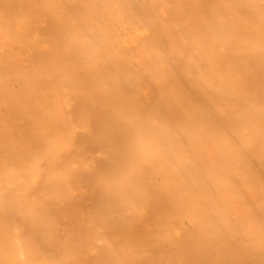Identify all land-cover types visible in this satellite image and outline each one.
I'll return each instance as SVG.
<instances>
[{"label": "bare ground", "instance_id": "obj_1", "mask_svg": "<svg viewBox=\"0 0 264 264\" xmlns=\"http://www.w3.org/2000/svg\"><path fill=\"white\" fill-rule=\"evenodd\" d=\"M13 46L20 49L23 47L21 51L26 47L25 51L28 49L30 53L34 51L33 54L37 55L32 62H28L29 60L26 62L27 67L30 65L29 68L21 61H17L21 63L20 65L14 63V57H10L14 60L9 59L11 63L9 62L6 70L16 72L15 74L21 73L17 71L20 66V69L27 71L22 70L25 75L22 82L16 83L17 85L21 83L18 88L25 87L24 90H28L27 87H30L29 90L34 91L36 90L34 87L40 83V77H53L51 85L49 87L47 85L48 90L45 87L41 88V84L38 85L41 93L44 94L46 92L44 90H47L53 96L49 98L51 96L47 92L45 95L49 97L44 95L48 97L47 99L40 96V100L44 99L42 101L46 113H49V117L46 113L39 114V121L43 122V124L40 122L42 126L40 130V126L37 127V124L39 125L37 115L32 117L33 108L16 98L15 95L18 93L14 94V89L12 91L8 88V91L5 88L6 80L5 85H2L5 75L2 73L4 68L0 60V85L4 87L3 89L0 86V105L2 104L3 109L6 108L4 111L1 108L3 112L0 110V264H51L55 259L59 261L57 263L55 260L56 264L73 262L80 264L85 261L80 258L79 251L85 248L86 251L90 250L95 258L88 259L89 264L91 261H94L93 264H135L136 259V263L140 264L143 263V257L145 259L148 257V260L151 254V258L157 259L156 263L162 258L167 264H187L188 261V264L194 261L195 264H200L203 263L202 259L197 258L204 255L206 259L209 256L208 260L210 257L214 258L209 261L210 264H214L215 261H217L215 264H225L227 261L230 264V260L239 257L241 253H244V256H241L245 257L243 264H264V247H261L264 244L261 243L264 241V231L260 228L262 226L264 229V223L258 221L259 217L258 220L255 217L258 223L253 220L254 216H257L254 212L262 209L258 213L264 221V0H0V55L5 58L7 55L10 56L12 51L10 48ZM20 53L19 51L18 55ZM18 55L15 56L16 59ZM21 59L24 58L21 56ZM8 81L7 84H15L10 83V79ZM74 84L80 88L78 91L75 87V94L84 97L85 100L81 101L88 103L87 108L82 105L84 113H88L82 112L80 117L75 113L78 121L74 117L70 118L71 114L67 113L72 102H69L70 97L64 95L71 92L69 90L74 88ZM21 90L22 97L19 95L21 98L29 97L24 98L27 102L34 98V103L37 102L35 108L40 107V111L44 110L41 108L43 105L39 106L41 103L36 94V98L27 92V95H23L25 92ZM11 92L13 96L10 95ZM73 102L75 103L74 100ZM34 103L31 104L34 106ZM35 113L38 114V111ZM50 117L61 123V126H57L60 131L56 130L58 133L55 135H52L53 133L47 135L46 131H42L46 122L52 123ZM90 117L92 121L97 120L95 123L99 127L94 126L95 129L91 127L96 124L94 121L90 123ZM52 125L54 127V124ZM77 132L82 133L79 135L82 138L85 133L94 144L93 158H88L90 153H87V156L80 155L82 153L80 150L84 147L86 151L88 147L85 146L88 145H81V142L78 146L79 143L75 141ZM64 155L68 156V159ZM59 157L60 160L63 157L66 161L62 159L61 162H64L59 164L57 162ZM95 160L103 162L101 169L96 167ZM41 162L48 165L47 173L42 167V174L43 170L45 173L43 175L40 174L41 170L39 171ZM45 164L44 166H47ZM96 168L99 173L96 172ZM85 172H90L92 177L86 174L87 177L84 178L98 181V184L93 183L97 184L94 191L97 192L96 189L101 191L97 194L94 192L96 195L89 193L94 195V199L74 188L80 186L76 182L81 181L79 183L82 184L83 178L79 176H84ZM153 179L154 181L156 179V183L151 182ZM92 180L88 183L91 184ZM71 181H76V184L73 182L75 186ZM152 183H155V188L159 189L161 186L158 193ZM34 184L39 188L33 186ZM146 184L153 188L149 186L148 189ZM100 185L102 187H99ZM31 187L40 190L36 189L34 192L33 189L30 190ZM72 188L80 195L78 193L74 195ZM242 189L248 193L242 192ZM28 190L34 193L30 194ZM147 190H152V197ZM251 191L254 192L253 195ZM255 192L258 195L263 194L259 195L261 198L257 197L263 201L257 202ZM82 194L92 202L89 204V200ZM159 194L163 196L159 197ZM239 194L240 199L237 201ZM147 196L153 200L156 198L155 201L159 202L157 205L159 206L161 202L162 207L159 206L157 209L155 201L146 205ZM215 196L218 200H213ZM252 196L256 199L254 205ZM247 197L248 199L251 197L252 201L246 200ZM163 198L169 201L168 209L164 208L166 202ZM142 199L146 202H142ZM211 199L214 202L220 200L221 205L219 206L218 202L215 204ZM241 199L245 208L241 206L238 213L236 210L241 205ZM138 201L150 208L154 205L155 208L152 210L156 217L150 218L151 215L154 216L152 211H147ZM222 201H225L226 205H222ZM235 203L240 205L237 206ZM234 204L237 206L235 210L237 215L242 212L241 215L244 216L250 212L252 215H248V218L251 216L253 218H247V223L241 221L247 215L243 218L232 213L234 212L232 208L236 207L231 208ZM247 206L250 207L246 208ZM227 207L232 209L231 217H227L230 213ZM226 208L227 214L224 213ZM142 209L149 213L141 214L146 212ZM130 211L138 218L134 215L131 217L128 214ZM183 213L185 217H182ZM189 214L190 221L186 218L190 216ZM165 215L168 222L166 218L161 217ZM112 216L116 218L113 219ZM142 216L144 220H141L143 222L139 226L143 229L137 228L142 235L139 236L142 239H139L134 237L138 235L136 227L132 224L135 221L133 224L135 225L138 219L140 222ZM16 217L24 219L26 222H21L25 225L28 223L30 230L27 225L25 227L18 222L20 226L27 228L23 234L21 232L23 229H20L16 222L20 220ZM107 218L117 222L107 221ZM225 218L227 220H224ZM154 219L160 224L157 225L158 221L154 222ZM252 220L260 224L259 228L263 233L254 232L253 225H258L254 222L249 223ZM162 221L167 225L179 222L176 229L180 230L182 226L187 230H184L188 235L186 240L182 229L181 233L173 226L168 229L167 225H161ZM182 221L188 222L191 226L189 233L187 224L183 226L185 222L180 226ZM228 221L234 225L233 227L240 226L238 228L241 232L244 229L242 234L239 235L240 231L236 232L237 228L231 229ZM237 221L239 224H248L247 227H250L249 224L252 225L245 228L253 232H247L242 224L237 226ZM112 222L113 225L121 227L112 230L111 228H116L109 227ZM152 222L155 223L153 226ZM149 224L151 226H148ZM136 225L139 227L138 222ZM159 225L163 227L160 226L162 229L158 227V231L156 229ZM130 226L134 229L131 233L128 232V229L133 230L132 228L130 230ZM164 226L168 232L171 230L170 233L174 234H168ZM83 227H86L84 228L86 231H82L84 234L81 232ZM126 228L128 234L120 232ZM259 228L256 231L260 230ZM27 230L33 235L29 232L28 236ZM105 230L109 231L106 232L109 237L106 234L102 235ZM157 231L160 232L159 235ZM110 232L114 233L109 234ZM123 232L125 236L126 234L133 236H127L129 240H126L125 237H121ZM244 233L249 235L245 241L247 246L241 242L245 239ZM25 234L27 240L23 239ZM178 234L183 235L180 243L183 245L185 241V247L179 243L183 250L179 247L177 250L185 252L189 245L192 250L190 249V252L187 249L185 252L187 255L174 250L173 247L176 249L179 245L177 238L174 237L175 241L174 238L168 240L173 236H179ZM261 234L263 239L260 240ZM65 236L67 240L63 242V239L64 244L61 245L66 244L70 248L65 246L64 249L59 245V241ZM120 237L128 242V246L121 243L125 241ZM133 237L140 240L139 243L142 241L140 246L138 243L134 244L135 246L131 245L133 243L130 240L131 238L134 240ZM197 237L201 239L197 240ZM70 238L73 240L75 238V242L70 241ZM146 239L164 244H168L165 241L173 240L171 243L174 246H170L172 249L166 245L168 249L164 248L163 243L160 244L162 250L160 246H156L158 252L173 251L161 255L160 252L158 259L156 258L158 254L153 248L159 243L148 241L153 247L151 249L148 244H143L147 243ZM82 242L85 244L82 245ZM92 242H95L94 245ZM119 243L132 248L130 249L132 252L136 250L134 249L136 246L144 247L136 248L140 253L146 252V255L141 254L142 257L137 253L136 255L141 257L138 259L139 256H136L135 252L133 254L137 258L134 259L133 256L132 260H129L132 256L129 253L131 251L129 248V251L125 249L124 256L121 253L122 249L119 252L118 248L122 247ZM221 245H228L229 249ZM243 246L247 247V252L242 250ZM145 247L153 251L147 252ZM248 247L261 250L263 262L259 261L262 257L260 259L258 255H252L256 250L251 248V251H248ZM99 248L106 256L99 254ZM194 249L201 253L194 255L192 253ZM221 249L225 250V254L234 250L237 256L235 254L224 256ZM88 252L84 251L85 254ZM165 254L168 258L170 254L175 256L170 255L168 260ZM182 254L198 256L193 260L191 255L190 261L186 256L184 259ZM100 256H104L103 261ZM183 260H186L185 263ZM208 260L204 263L206 264ZM130 261L131 263H128ZM149 261L143 264H156L153 258ZM161 263L163 262L159 264Z\"/></svg>", "mask_w": 264, "mask_h": 264}, {"label": "rangeland", "instance_id": "obj_2", "mask_svg": "<svg viewBox=\"0 0 264 264\" xmlns=\"http://www.w3.org/2000/svg\"><path fill=\"white\" fill-rule=\"evenodd\" d=\"M14 47H15V46H13V47L10 48V49H12V51H11V53H10V54H11L10 56L7 55L6 58H5L4 56H1V55H0V60H2V63H1V64H3V68H4V71H3L2 73L5 75L3 82H2V80H1V82H2L3 84H2V83H1V84H2L3 86L6 84L5 88H7V89L9 88L10 90L12 89V91H13V89H14L13 93H14V94L18 93V94L15 95V97H16V98H19V100H20L22 103H24V105L27 104V105H30V106L33 108V109H32V111H33V112H32V117H34L33 115H37V119H36V120H37L38 123H39V125L37 124V127L40 126L39 128H40V130H41V127H42V126L40 125V122H41V124H43V122H42V121H39V118H38V117H40V115H43V113H44V115H45V113L47 112V110L44 109V104H43V101H42V100H44V99H42V97L44 98V97L47 95V94L45 95V93H46L47 90H48L47 85H48V87L51 85L50 82H52V78H53V77H42V78L40 77V83H37V86L34 87V88H36V90H34V91H33V89H30V90H29L30 87H27L28 90H26V89L24 90L25 87H22V88L19 89V88H18V85L20 86L21 83H19L18 85H17L16 83H17V82H20V81L22 82V77L25 75L24 72H22V70H25V69H20V66H19V68H18L17 71H20L21 73H17V74H15L16 72H10V71L6 70V69L9 67V62L11 63V61H13V60L15 59V60L13 61L14 63L17 62V61H21V62L23 63V65H24V63H25V67H27L26 64H27L28 62H32L33 60H35L36 57H37V55L35 56V55L33 54L34 51H33V52L31 51L32 53H30V51H28V49L25 51L26 47H24L25 49L22 50V51H21V49H22L23 47H22L21 49H20V47L18 48V46L15 47V48H14ZM17 49H18V50H17ZM29 49H30V48H29ZM30 50H31V49H30ZM19 51L21 52L20 54H21L22 58H24L23 60L21 59L20 54L18 55ZM22 52H24V53H22ZM28 52H29V54H28ZM25 53H26V54H25ZM27 54H28V55L31 54L30 57H29ZM16 55H18V56H17V59H16V57H15ZM23 55H24V56L27 55V56L24 57ZM8 56H9V57H8ZM11 56H13L14 59L11 60V58H10ZM32 56H33V57H32ZM18 57H19V58H18ZM31 57H32L33 59H32ZM4 58H5V59H4ZM7 58H8V60H7ZM30 58H31V59H30ZM9 59H10L11 61H10ZM20 59H21V60H20ZM4 60H5V61H4ZM28 60H29V61H28ZM223 60H224V59H223ZM27 61H28V62H27ZM251 61H252V60H251ZM13 62H12V63H13ZM26 62H27V63H26ZM17 63L19 64L20 62H17ZM18 64H17V65H18ZM20 64H21V63H20ZM20 64H19V65H20ZM29 64H30V63H29ZM7 65H8V66H7ZM29 66H30V65H28L27 68H29ZM25 67H24V68H25ZM22 68H23V67H22ZM25 71H26V70H25ZM26 72H27V71H26ZM78 78H79V77H78ZM8 79L11 80L10 83L12 82V83H15L16 85H15V84H13V85H11V84H7V83H9ZM37 79H39V78H37ZM37 79H36V80H37ZM5 80H6V81H5ZM36 80H35V81H36ZM4 81H5V84H4ZM7 81H8V82H7ZM38 82H39V80H38ZM41 82H43L44 86H43V84H42ZM45 82H46V83H45ZM47 83H48V84H47ZM40 84H41L42 86H41ZM35 85H36V84H35ZM35 85H33V86H35ZM38 85H40L41 88H42V87H45V89L47 88V90H44V91H46L44 94H43V92L41 93V92L39 91L41 88H39ZM77 85H78V84H77ZM0 86H1V85H0ZM3 86H1V87L4 89ZM9 86H11V88H10ZM13 86H15V87H13ZM16 86H17V88H18L19 90L16 88ZM21 86H22V85H21ZM75 87H76V90H77L79 86H76V85L74 84V88L69 90V91H71L72 93L70 92V93H67V94H64V95H65L66 97H68V98L70 97V98H69V102L74 103L73 100L75 101L74 104L70 103V106L68 107L69 109H67V113H68L69 115L71 114V115H70V116H71L70 118L74 117V119L76 118V120H77V117H76V116L80 117V116L84 113V111H85V109L82 110V109H83V106H82V105H84V106L87 108L88 103L84 102V100H85L84 97H81L79 94H75V91H74V90H75ZM15 88H16V92H15ZM7 89H6V90H7ZM9 89H8V91H9ZM21 89H23V92H25V93H23V95H27V93H28V94L31 95L32 97H33V95H34L35 98H36V95H37V97H39L38 101H40V103H41V104L38 103V105H39V104H40L39 106H42V105H43V107H41V108L44 109V110H43V111H40V110H41V109H39L40 107H39V108H38V107L35 108V107L37 106V105H36L37 102L35 101L36 104L34 103V100H35L34 98H31V99H30L31 101L28 100V102L26 101V99H28L29 97H27V98L24 97V98H26V99L21 98V97H22L21 94H20V93H22V90H21ZM67 89H68V88H67ZM67 89H66V90H67ZM79 89H80V88H79ZM79 89H78V91H79ZM0 90H1V89H0ZM42 90H43V89H42ZM67 91H68V90H67ZM67 91H66V92H67ZM78 91H77V92H78ZM26 92H27V93H26ZM13 93L11 92L10 95L13 96V95H14ZM47 93H48V95L50 94L49 91H48ZM64 93H65V91H64ZM35 94H36V95H35ZM19 95H20L21 97H20ZM29 95H28V96H29ZM38 95H39V96H38ZM44 95H45V96H44ZM48 95H47V96H48ZM51 95H52V94H50L49 96H51ZM31 96H30V97H31ZM40 96H42V97H41L42 100H40ZM49 96H48V97H49ZM52 96H53V95H52ZM52 96L49 97V98H52ZM48 97H45V99H47ZM75 98H76V99H75ZM70 99H73V100H70ZM81 99H84V100H82L84 103H82ZM49 100H50V99H49ZM78 100H80V101L78 102L79 104L76 103ZM86 100H87V98H86ZM24 101H25V102H24ZM32 101H33V102H32ZM46 101H48V100H46ZM30 102H31L32 104L34 103V106H33ZM80 102H81V106H80ZM87 102H88V100H87ZM25 103H26V104H25ZM85 103H86V104H85ZM76 104H77V105H76ZM46 105H47V103H46ZM46 105H45V106H46ZM74 105H75V106H74ZM78 105H79V107H78ZM11 106H13V105H11ZM31 107H30V108H31ZM81 107H82V108H81ZM85 107H84V108H85ZM1 108H2V104L0 105V110H1ZM4 109H6V108L4 107ZM4 109L2 108L3 111H4ZM36 109H37V110H36ZM2 110H1V111H2ZM34 110H35V112L38 111V114H36V113L34 112ZM68 110H70V111L68 112ZM3 111H2V112H3ZM77 112H78V114H77ZM82 112H83V113H82ZM91 112H92V111H91ZM75 113H76V116H75ZM86 113H88V112H86ZM86 113H84V114H86ZM89 113H90V112H89ZM39 114H40V115H39ZM46 115L49 117V113H46ZM69 115H68V116H69ZM90 115H91V114H89V116H90ZM92 115H93V112H92ZM45 117H46V116H45ZM48 117H47V118H48ZM92 117H93V116H92ZM41 118H44V117L41 116ZM41 118H40V119H41ZM47 118H44V119H47ZM93 118H94V117H93ZM44 119H43V121L45 122ZM48 119H49V118H48ZM50 119H52V120H50V121H52V123H51V122H50V123L46 122V123L44 124V127H43L44 129H42V131H46L45 133H46L47 135H48V134L51 135L52 133H53L52 135H55L56 133H58L57 131H60V129L57 128V126H58V127L61 126V123H60L59 121H57L54 117H50ZM90 119H91V122H90V123L92 124V122H93L94 120L92 121V118H91V117H90ZM94 119H95V118H94ZM47 121H48V120H47ZM72 121H73V119H72ZM77 121H78V120H77ZM96 121H97V120H95L93 123H95ZM73 122H74V121H73ZM52 124H54V127H55V128L53 127ZM95 124H96V123H95ZM48 125H49V126H48ZM94 126H95V128H96V126H98V125H97V124H96V125H94V124L91 125L92 128H94ZM45 127H46V128H45ZM48 127H49V129H48ZM98 127H99V126H98ZM95 128H94V129H95ZM50 129H51V130H50ZM54 129H55V130H54ZM56 130H57V131H56ZM53 131H54V132H53ZM55 131H56V132H55ZM48 132H49V133H48ZM80 134L82 135L81 132H80V133L77 132L76 137H75L76 139L74 138L75 141L77 140L76 142L79 143L78 146L80 145L81 142H82L81 145H84V146H85V144L88 145V146H85L86 148L88 147V149L86 150L87 152L84 150V147L82 146L84 151H83V150H80V151H82V153H81L80 155L83 156V154L86 155L87 153H90L89 156H88V158H89V157H90V158H93V155H94V148H95V147H94V144H92V143L89 141V139H88V137H87V135H86L85 133H84V135H85L84 138H87L86 140H85L84 138L80 137V136H81ZM26 135L29 136V134H26ZM79 135H80V136H79ZM30 137H31V136H30ZM27 138L31 140V138H29V137H27ZM78 138H79L80 140H79ZM81 139H82V141H81ZM75 141H74V143L76 144ZM78 141H79V142H78ZM85 141H86V142H85ZM29 142H32V141H29ZM84 142H85V143H84ZM33 143H34V142H33ZM33 143H31V144H33ZM76 145H77V144H76ZM82 147H81V149H82ZM86 148H85V149H86ZM86 156H87V155H86ZM86 156H84V157H86ZM60 157H61V156H60ZM60 157H59V160L57 161V162H59V164H61L62 162L66 161L65 158H67L68 156L64 155L65 158L63 159V157H62V159L64 160V161H62V162H61L62 159L60 160ZM67 159H68V158H67ZM60 162H61V163H60ZM43 163H44V162H41V163H40V164H41V167H40V164H39V171L41 170L40 174H42V167H43V169L46 170V171H45L46 173H47V171H48V165L44 163L45 165H47V166H44ZM57 164H58V163H57ZM95 164H96V167H97L98 169H101V165H102V167H103V162H101L100 160H95ZM40 168H41V169H40ZM97 168H96V170H97ZM96 170H95V171H96ZM99 171H100V170H99ZM96 172H98V170H97ZM96 172H93V173H96ZM98 173H99V172H98ZM43 174H45V173H44V170H43ZM43 174H42V175H43ZM86 174L89 175L90 172H87V173L85 172V175H86ZM83 175H84V173H83ZM85 175H84V176H82V175L79 176V177H82V178H83V180L79 178V180H82V184L79 183V182H81V181H78V182L75 181L76 183L80 184V186L77 184L80 188H79L78 186H75L76 183H75L74 181H73V182H74L75 184H74L72 181H71V182H72L71 184H74L75 187H74L73 185H72V186H73L74 188H78L77 190H78L80 193L82 192V193L86 194V196H89L90 194H93L94 192H96V191H94V189H95V185L98 184V183H97L98 181L95 182V180H92L93 178H92V179L90 178V179L93 181L91 184H93V183H97V184H95V185H94V184L91 185L90 183H88V182L91 181V180H88L89 178H87V179L84 178V177H87V175H86V176H85ZM95 175H96V174H95ZM90 176H91V174H90ZM152 176H153V175H151V177H152ZM91 177H92V176H91ZM93 177H94V174H93ZM95 177H96V176H95ZM96 178H97V177H96ZM152 178H153V177H152ZM86 180H88V181H87L88 184L85 182ZM40 181H41V180H40ZM40 181H39V182H40ZM155 181H156V179H155ZM155 181H154V179H153V181H151V182H155ZM39 182H38V184H39ZM69 182H70V181H69ZM149 182H150V181H149ZM151 182H150V183H151ZM40 183H41V182H40ZM155 183H156V182H155ZM155 183H152V185H154ZM157 183H158L159 185H161L159 182H157ZM36 184H37V183H36ZM38 184H37V185H38ZM71 184H70V185H71ZM148 184H149V183H148ZM148 184H146V185L148 186ZM37 185L35 186V184H34L33 186L38 187L39 185H38V186H37ZM41 185H42V186H41L40 189H42V187H43V184H41ZM83 185H85V186H83ZM88 185H89V186H88ZM90 185L93 186L94 188H92ZM156 185H157V184H156ZM159 185H157V186H159ZM33 186H32V187H33ZM72 186H71V187H72ZM149 186H150L151 188H153L151 185H149ZM149 186H148V189H150ZM253 186H254V185H253ZM255 186H256V185H255ZM32 187H31L30 190L33 189L34 192L40 190V189H38L40 186H39L38 188H36L37 190L35 189L36 191H35L34 188H32ZM87 187H88V188H87ZM96 187H98V186H96ZM99 187H102V186L100 185ZM144 187H145V184H144ZM159 187L161 188V186H159ZM245 187H247V186H245ZM81 188H82V189H81ZM154 188H155V185H154ZM156 188H157V193H158V191H160V190H159L160 188H159V189H158V187H156ZM156 188H155V190H156ZM80 189H81L82 191H81ZM88 189H89V190H88ZM145 189H147V188H145ZM240 189H241V188H240ZM243 189L245 190V188H243ZM243 189H242V192H244ZM72 190H74V191H72V192H75V194H74V193H72V194L77 195V193H78V195H80L79 192H78L76 189H73V188H72ZM96 190H97L96 194L99 193V192L101 191L100 189H99V191H98V189H96ZM152 190H153V189H152ZM152 190H151V191H152ZM254 190H255V189H254ZM28 191H29V190H28ZM33 191H32V192L29 191V193L32 194V193H34ZM76 191H77V192H76ZM86 191H88V192H86ZM91 191H92V192H91ZM148 191H149V193L151 194V197H152L153 193H151L150 190H147V192H148ZM153 191H154V190H153ZM154 192H156V191H154ZM249 192H250V191H249ZM89 193H90V194H89ZM244 193H248V191H246V192H244ZM251 193H252L251 195H253L254 192L251 191ZM255 193H256V192H255ZM260 193H261V192H260ZM87 194H89V195H87ZM96 194L94 193V195H96ZM150 194H149V195H150ZM242 194H243V193H242ZM256 194H257V193H256ZM94 195H93V196H94ZM147 195H148V194H147ZM155 195H156V194H155ZM247 195H248V197L250 196L249 194H247ZM259 195L262 196L263 194H259ZM259 195L257 194L256 198H257ZM82 196H84V195L82 194ZM86 196H84V198H85L86 200H89V198H87ZM90 196H91V199H92L93 196H92V195H90ZM160 196H163V195H160V194H159V197H160ZM239 196H240V194L238 195V199L236 198L237 201L240 199ZM242 196H243V198L246 197V196L244 197V194H243ZM242 196H241V197H242ZM254 196H255V195H254ZM254 196H252V199L255 198ZM263 196H264V195H263ZM149 197H150V196H149ZM149 197L147 196V197H146L147 199H146V198H145V199L147 200V203L150 202V204H151L152 202L155 201L156 198L153 200V199H151V197H150V199H148ZM156 197H157V195H156ZM159 197H158V198H159ZM248 197L246 198V200L248 199ZM164 198H165V197H164ZM164 198H163V199H164ZM243 198H242V199H243ZM259 198H261V197L259 196ZM259 198H257V202H258V201L261 202V201L264 200L263 198H262L263 200H260ZM85 199H84V200H85ZM91 199L88 201V203L91 201ZM93 199H94V197H93ZM145 199H144V200L142 199V202H144ZM160 199H161V198H160ZM160 199H159V200H160ZM215 199H217L216 196H215V198L213 197V200H215ZM242 199H241V202H240L241 205H240V203H238V204L240 205L239 208H237V206H238L237 203H235L237 206H236L235 204H234L233 206H231V208L236 206L235 209L232 208L233 210H232V209H229V208H228L229 206L227 205V206H228L227 208L229 209L228 211L232 210V211H234V212H232V213H234V214L237 215V213H235V212H236V211L238 212V209H240L241 206L245 208V206H243V203H242L243 201H242ZM249 199H251V197H250ZM249 199H248V200H249ZM252 199H251V201H252ZM148 200H149V201H148ZM150 200H153V201H150ZM157 200H158V199H157ZM164 200H165L164 202H166V204L164 203V208H165V207H167V205H168L167 203H168L169 201L167 202V199H164ZM213 200L211 199V201H213ZM217 200H218V199H217ZM217 200H216V202H214V201H213V202H214L215 204H217V202H218ZM243 200H244V199H243ZM254 200H255V202H254ZM254 200L252 201V202H253V205H254V203H256V199H254ZM162 201H163V200H162ZM237 201L235 200V202H237ZM91 202H92V201H91ZM138 202H139V201H138ZM142 202H139V204H141L140 206L143 205V208L146 207L147 211L149 210V212H150V210H151V211H152L151 213L153 214V210H152V209L155 208V206L153 205V208H150L149 206H145V203L142 204ZM145 202H146V201H145ZM224 202H225V201H224ZM224 202H223V201L221 202V203H223L222 205H226V204H224ZM249 202H250V201H249ZM252 202H250V204H251ZM147 203H146V205H149V203H148V204H147ZM154 203H156V205H157V203H159V202H156V201H155ZM225 203H226V202H225ZM244 203L246 204V202H244ZM258 203H259V202H258ZM89 204H90V203H89ZM247 204H248V203H247ZM247 204H246V205H247ZM261 204H262V203H261ZM263 204H264V201H263ZM263 204H262V205H263ZM162 205H163V203H162ZM165 205H166V206H165ZM218 205H219V206L221 205V204H220V200H219V202H218ZM248 205H249V204H248ZM255 205L258 206V204H255ZM259 205H260V204H259ZM262 205H260V207H261ZM144 206H145V207H144ZM157 206H158V205H157ZM159 206H161V202H160V205H159ZM159 206L156 207V208L158 209ZM169 206H170V205H169ZM250 206H251V205H250ZM250 206H249V207H250ZM151 207H152V206H151ZM161 207H162V206H161ZM249 207L247 206L246 208H249ZM252 207H254V206H252ZM227 208L225 209V212L223 211L224 213L227 212V211H226ZM236 208H237V210H236ZM254 208H255V207H254ZM256 208H257V207H256ZM262 208H263V206H262ZM140 209H141V208H140ZM146 209H144V210L146 211ZM167 209H168V207H167ZM242 209H243V208H242ZM263 209H264V208H263ZM142 210H143V209H142ZM144 210H143V211H144ZM154 210H155V209H154ZM235 210H236V211H235ZM251 210H254V209H251ZM255 210H256V209H255ZM255 210H254V211H255ZM257 210H258V209H257ZM259 210H260V209H259ZM147 211H146V212H143V213H141V214H143V215H145L144 213H147V214H148L149 212H147ZM260 211H262V209H261ZM260 211H258V212H260ZM140 212H141V211H140ZM155 212H156V211H155ZM239 212H240V211H239ZM239 212H238V213H239ZM258 212H257V211L254 212L255 215H257V216H254V219H253V220L257 222L258 217H259V220H258V221L260 222V220H261V223H262V222L264 223V221H262L263 217H261L260 214H259ZM156 213H157V212H156ZM160 213H161V212H160ZM187 213H188V212H187ZM187 213L185 212V214H187ZM232 213H231V211H230V213H229L230 215L226 213V214L228 215L227 217H229V216L231 217V216L233 215ZM241 213H242V212H241ZM241 213L238 214V215H241ZM128 214H130L131 217H132V215L137 216V215H135L134 212H132V211H130ZM154 214H155V213H154ZM154 214H153V215H154ZM161 214H162V213H161ZM222 214H223V213H222ZM226 214H225V215H226ZM242 214H243V213H242ZM261 214H263V213L261 212ZM125 215H126V214H125ZM183 215H184V213L182 214V217H185V215H184V216H183ZM189 215H190V214H189ZM189 215H187V216H189ZM238 215H237V216H238ZM246 215H247V214H244V216H246ZM248 215L250 216V215H252V214H250V212H249ZM248 215L246 216V218H245L244 216L241 215V216H242L243 218H245V219H242V220L240 219V220H241V221L244 220V221L246 222L249 218H250V219L253 218V216H251L252 218H251V217L248 218ZM263 215H264V214H263ZM263 215H262V216H263ZM127 216H128V215H127ZM127 216H126V217H127ZM146 216H148V215H146ZM149 216H150V214H149ZM166 216H167V215H165V216H161V217H163L162 219H164V218H166ZM234 216H235V215H234ZM114 217H115V216H112L111 218L115 219L116 217H115V218H114ZM143 217H144V216L141 217L140 222L138 221L139 219L137 220V222H138V226L141 225V223L143 222V221H141V220H144V219H142ZM155 217H156L155 215H154L153 217H152V215L150 216V218H152V219L155 218ZM159 217H160V216H159ZM161 217L158 219L159 221H160ZM168 217H169V216H168ZM182 217H181V218H182ZM255 217H256L257 220H255ZM16 218L19 219L18 217H16ZM128 218H129V217H128ZM128 218H127V219H128ZM135 218H136V217H135ZM137 218H138V216H137ZM137 218H136V219H137ZM139 218H140V217H139ZM145 218H146V217H145ZM148 218H149V217H148ZM179 218H180V216H179ZM181 218H180V219H181ZM186 218H187V219L189 218V221H190V220H191V219H190V218H191V215H190L189 217H186ZM237 218H238V217H237ZM239 218H241V217H239ZM247 218H248V219H247ZM107 219H108V218H107ZM113 219H111V220L108 219L107 221H114V222H117V221H115V220H113ZM177 219H178V218H177ZM230 219H231V218H230ZM230 219H228V220H230ZM19 220H20V219H19ZM117 220H118V219H117ZM132 220H134V218H133ZM149 220H150V223H151V219H149ZM149 220H148V221H149ZM158 220L155 221V219H154V222H157ZM165 220L167 221L168 218H166ZM184 220H185V219H184ZM224 220H227V219L225 218ZM240 220H239V222H241ZM253 220L250 221V222L248 221V222H249V223H252V222H254ZM21 221L23 222V221H25V220H24V219H21L20 221L16 220V222H17V224H18L17 226L20 227V229H21V228L23 229V231H21V232L24 234V232L26 233L25 230H26L27 228L25 229V227H26V225H27V227H28V223H26V225H25V224L22 223ZM130 221H131V219H130ZM159 221L156 223L157 225H158ZM169 221H170V220H169ZM177 221H178V220H177ZM179 221L181 222V220H179ZM187 221H188V220H187ZM189 221H188V222H189ZM18 222H21L22 224H24L25 227L20 226V225H19L20 223H18ZM25 222H26V221H25ZM27 222H28V221H27ZM131 222H132V221H131ZM134 222H135V221H133V224H134ZM137 222H136V223H137ZM145 222H147V221H145ZM154 222H152V226H153V224H155ZM163 222H164V221H162L161 225H162V224H163V225H167V224H165V222H164V223H163ZM167 222H168V221H167ZM171 222H173V221H171ZM175 222H176V221H175ZM184 222H185V223H184ZM184 222L182 221V224L180 223V226L183 225V223H184L183 226L185 227V224H187L186 227H188V228L190 229V230L188 231V233H189V232L191 231L192 228H191V226L188 224V222H187V223H186V221H184ZM230 222H232V221L230 220ZM256 222H254V223H256ZM136 223H135V225H136ZM169 223H170V222H169ZM169 223H168V224H169ZM190 223H191V222H190ZM246 223H247V222H246ZM246 223H244V224H246ZM257 223H258V222H257ZM257 223H256V224H257ZM107 224H108V222H107ZM113 224H114L113 222H112L111 225L109 224V227H110V226H111V227H115V226L117 225V224H115V225H113ZM133 224H132V226L136 227V231H137V232L143 229V227H141V226L137 227V225L135 226V225H133ZM145 224H146V223H145ZM145 224H144V225H145ZM159 224H160V223H159ZM177 224H179V222H176V224H173V223H172V225L169 224V225H167V227H168V229H169L170 226H171V227L173 226L174 229H176ZM228 224H230L229 221H228ZM234 224H236V221H235V220H234ZM238 224H239V223H238V221H237V226H238ZM241 224H242V223H241ZM241 224H239V225H241ZM112 225H113V226H112ZM146 225H147V224H146ZM161 225L157 226V228L160 227ZM174 225H175V226H174ZM246 225H248V224H246ZM246 225H243V224H242V226H244V228H245ZM257 225H258V224H257ZM263 225H264V224H263ZM128 226H129V225H128ZM132 226H130V230H131V228L133 229ZM142 226H143V225H142ZM148 226H151V224H149ZM154 226H155V225H154ZM229 226H232V225L230 224ZM233 226H234V225H233ZM233 226H232L231 229L235 230V229L237 228V229H236V230H237L236 232L239 233V231H240L241 229H239L238 227H240V226H238V227H233ZM249 226L252 227V225H250V224H249ZM255 226H256V225H255ZM255 226L253 225V228L255 229L254 232H257V233L259 232L258 234L263 233L262 230L264 231V229H263L262 226H260V224H259L258 226H256V227H255ZM259 226H260V228H261L262 230L259 228ZM111 227H110V228H111ZM118 227H121V225H120V226H116V228H111V229H112V230H113V229L118 230ZM155 227H156V226H155ZM155 227H154V228H155ZM161 227H163V226H161ZM161 227H160V228H161ZM165 227H166V226H164V230L167 228V227H166V228H165ZM178 227H179V226H178ZM178 227H177V228H178ZM246 227H247V226H246ZM250 227H247V228H250ZM84 228H86V227H83V228H82L83 230H81V232H82V231H83V232L86 231V229H84ZM128 228H129V227H128ZM128 228H126V230H125V229H124V230L121 229L120 232L124 231V232H126V233L128 234V232L131 233V232L134 231V229H133L132 231H129ZM137 228H139L140 230H137ZM141 228H142V229H141ZM258 228L261 230V232H260V230L256 231V229H258ZM18 229H19V228H17V230H18ZM28 229L30 230L29 227H28ZM108 229H109V228H108ZM108 229H107V230H108ZM111 229H110V230H111ZM119 229H120V228H119ZM127 229H128V232H127ZM161 229H162V228H161ZM168 229H166L167 232H168ZM178 229H179V228H178ZM181 229L183 230V233H184V235L186 236V237L184 236V238H185L184 240H186V238L188 237V235H186V234H185L186 232L184 231V230H186V229H185V228H182V226H181ZM181 229H180V230H181ZM242 229H243V227H242ZM29 230H27V231H28L27 234L30 232ZM116 230H114V231L116 232ZM156 230L159 231V228L156 229ZM176 230H177V229H176ZM180 230H177V231H180ZM182 230H181V231H182ZM243 230H244V229H243ZM243 230H242V232H243ZM245 230H246L247 232L250 231V229L247 230L246 228H245ZM19 231H20V230H19ZM19 231H18V233H19ZM136 231H135V232H136ZM158 231H157V232H158ZM160 231H161V230H160ZM170 231H171V230H170ZM170 231L168 232V234L170 233ZM181 231H180V233H181ZM186 231H187V230H186ZM246 231H244V232H246ZM251 231L253 232V230H251ZM251 231H250V233H252ZM21 232H20V234H21ZM83 232H82V233H83ZM103 232H104V231H103ZM103 232H102V235L104 236V235L106 234L107 231L105 230V233H104V234H103ZM108 232H109V231H108ZM108 232H107V233H108ZM117 232H118V231H117ZM124 232H123V233H124ZM137 232H136V234H137L138 236H134V237H137V238H139V236L142 237V235H140L141 231H140V233H139V232L137 233ZM161 232H162V231H161ZM240 232H241V231H240ZM242 232L239 233V235L242 234ZM247 232H246V233H247ZM82 233H81V234H82ZM112 233H114V232H110L109 234H112ZM192 233H193V232H192ZM250 233H249V234H250ZM257 233H256L255 236H257ZM27 234L24 235L26 238H25V237L23 238L21 235H20V236H21V238L27 240V239H28V238H27ZM29 234L33 235L31 232H30ZM29 234H28V236H29ZM66 234H68V233H66ZM83 234H84V233H83ZM83 234H82V236H83ZM117 234H122V233H117ZM117 234H116V235H117ZM127 234H126V236H125V233H124V234H122L123 236H121V237H125V238H126V237L128 236ZM132 234H133V233H132ZM159 234H160V232H158V235H159ZM170 234H171V233H170ZM173 234H174V233H173ZM173 234H171V235H173ZM190 234H191V233H190ZM244 234H245V233H244ZM253 234H254V233H253ZM70 235H71V233H70ZM106 235H107V234H106ZM113 235H115V234H113ZM171 235H169V236H171ZM178 235H179V236H173L172 238H168V240L173 239V238L175 237V238H177L176 241H177V240L179 241V242H177V243L179 244V243L182 242V240H183V239L181 238V236L183 237V235H180V234H178ZM107 236H108V235H107ZM111 236H112V235H111ZM130 236H131V235H130ZM130 236H128V237H130ZM132 236H133V235H132ZM132 236H131V237H132ZM155 236H156V238L159 237V236L157 237V234H156ZM191 236H192V235H191ZM200 236H202V235H200ZM262 236H263V234H261V236H260V240H261ZM30 237H32V236H30ZM74 237H76V235H75ZM78 237H79V236H78ZM78 237H77V238H78ZM105 237H106V236H105ZM108 237H109V236H108ZM108 237H107V239H108ZM115 237H117V236H115ZM118 237H119V235H118ZM121 237H120V238H121ZM128 237H127V238H128ZM134 237H133V238H134ZM141 237H140L139 239H142ZM207 237H208V236H207ZM244 237H245V239H242L241 242H242V243L244 242L245 245H246V242H245V241H246V238H247V237L249 238V235H248V234H247V235L245 234ZM72 238H73V237H72ZM72 238H70V239H71L70 241H72V242L74 241V242H75V238H74V240H73ZM77 238H76V239H77ZM80 238H81V237H79V239H80ZM110 238L112 239L113 237H110ZM127 238H126V240H129V239H127ZM137 238H136V239L134 238L135 243H134V240H132V238H131L130 242L133 243V244H131V245H134V244L137 245L136 243H138V245L140 246V243H141L142 241L139 243L140 240H137ZM175 238H174V241H175ZM189 238H190V237H189ZM199 238H200V237H199ZM199 238L197 237V240H200L201 238H203V236H202L200 239H199ZM208 238H209V237H208ZM241 238H242V235H241L240 239H241ZM63 239H64L63 242H65L66 236L60 239V241H59V243H60L59 245H60V246H63V244H64V243L62 242ZM113 239H114V238H113ZM115 239H116V238H115ZM117 239H119V238H117ZM121 239H122V238H121ZM181 239H182V240H181ZM262 239H263V238H262ZM66 240H67V239H66ZM68 240H69V235H68ZM122 240L125 241V239H122ZM146 240H147V243H143V244H148V245H149L148 241H154V242H155V240H152V239H151V240L146 239ZM146 240H145V242H146ZM180 240H181V241H180ZM202 240H203V239H202ZM202 240H201V241H202ZM238 240H239V239H238ZM70 241H69V242H70ZM76 241H78V240H76ZM114 241H115V240H114ZM136 241H137V242H136ZM172 241H173V240H172ZM172 241H169L170 244H169V242H167V241H165V242L168 243V244H164L163 242L159 243V242L156 241L157 243H159V245H155V244H154L155 246L153 245V246H154V248H153L152 245L150 244L149 247H150V248L152 247L153 250L155 249L154 252H155V253L157 252L156 254H158V257H156V254H155V253H153V255L155 254V257L159 259V256H160L161 254H164V253H166V252H167V253H171V252L173 251V250L171 251L172 247L174 246V245H172L173 243H171ZM174 241H173V242H174ZM188 241H189V240H188ZM188 241H186V242H188ZM193 241H196V240H193ZM74 242H73V243H74ZM117 242H119V240H118ZM130 242H129V243H130ZM143 242H144V239H143ZM154 242H152V243H154ZM156 242H155V243H156ZM204 242H205V241H204ZM204 242H203V245L205 246ZM220 242H222V240H220ZM223 242H224V241H223ZM239 242H240V241H239ZM239 242H237V243H239ZM263 242H264V241L262 240L261 243L263 244ZM61 243H63V244L61 245ZM67 243H68V242H67ZM70 243H71V242H70ZM83 243H84V242H82V245H83ZM93 243H95V242H92V244H93ZM121 243H122V244L124 243L125 245L128 246V242H126V241H125V242H122V241H121ZM121 243H119V245L122 246V247H125V246H123L124 244L122 245ZM150 243H151V242H150ZM157 243H156V244H157ZM162 243L164 244V246H163L164 248H166L165 245H166L167 247L169 246L168 248H171V249H170L171 252H169L168 250H166V249H168V248L165 249L166 252H164V251H163V252L160 251V252H162V253L158 252L157 250H159V249H158L157 247H159L160 244H162ZM177 243H176V245H177ZM189 243H191V241H190ZM194 243H195V242H194ZM197 243H198V242H197ZM84 244H85V243H84ZM116 244H117V243H116ZM163 244H162V245H163ZM180 244H181V243H180ZM180 244L177 245L176 249H175V246H174V247H173L174 250H177L178 247H179L180 249H182V248L180 247ZM199 244H200V241H199ZM201 244H202V243H201ZM221 244H222V243H221ZM240 244H241V243H240ZM247 244H248V243H247ZM258 244H260V243H258ZM262 244H261V245H262ZM59 245H58V246H59ZM93 245H94V244H93ZM119 245H118V246L116 245V246L119 247ZM131 245L129 244V246H131ZM135 245H134V246H135ZM162 245L160 246V249H161ZM183 245H184V247H185V241L183 242ZM183 245L181 244L182 247H183ZM192 245H195V244L192 243ZM241 245H242V244H241ZM241 245H240V247H241ZM243 245H244V244H243ZM248 245H250V244H248ZM58 246H55V247H57V248H62V247H58ZM65 246H66V244L63 246L64 249H65L66 247H69V248H70V246H68V245H67L66 247H65ZM84 246H85V245H84ZM134 246H133V247H134ZM145 246L148 248L147 245H145ZM156 246H157V247H156ZM170 246H172V247H170ZM187 246H188V247H186V251H187V249H189V251H190V249H191V248H189L190 246H189V245H187ZM197 246H198V245H197ZM221 246H223V245H221ZM225 246H226V245H224L223 248H225ZM238 246H239V244H238ZM246 246H247V245H246ZM81 247H82V246H81ZM94 247H95V246H94ZM122 247H120V248H118V249H120L119 252H121V249H122L123 252H121V253H122L123 255H124V251H125V249H127V251H129L130 249H132V248H129V247H128V248H129V250H128L127 247H125V248H122ZM136 247H137V246H136ZM136 247L134 248V249H136V250H134L133 252L130 250L131 252H129V253H130L132 256H130L131 258H129V260H132V258H133V256H134L133 253L136 252L135 255H136L137 253L139 254L140 252H139L138 249H142V248H144V247H142V245H141L142 248H140V247L138 248V247H137V248H138V249H137ZM146 247H145V249H146ZM192 247H193V246H192ZM201 247H202V246L200 245L199 248H201ZM219 247H220V246H219ZM243 247L245 248V246H243ZM261 247H264V244H263ZM261 247H258V248L261 249ZM101 248H102V247H101ZM101 248H99V249H100L99 254L102 252V251H101ZM152 248H151V249H152ZM156 248H157V250H156ZM194 248H196V247L194 246ZM199 248H198V249H199ZM204 248H205V247H204ZM220 248H222V247H220ZM226 248L229 249V248H228V245L226 246ZM244 248H243L242 250H243V251H246V248H247V247L245 248V250H244ZM251 248L254 249V250H256V248H253V247H251ZM251 248H250V249H251ZM62 249H63V248H62ZM99 249H98V250H99ZM103 249H105V248H103ZM123 249H124V250H123ZM151 249H148V250L146 249V251H147V252H148V251H149V252H152L153 250H151ZM162 249H163V248H162ZM162 249H161V250H162ZM196 249H197V248H196ZM198 249H197V250H198ZM250 249H249V247H248V251H249ZM60 250H61V249H60ZM150 250H151V251H150ZM182 250H183V249H182ZM182 250H177V251H179L180 254L186 252V251H185V252H181ZM191 250H192V249H191ZM194 250H195V249H194ZM199 250H200V249H199ZM199 250H198V251H199ZM202 250L205 251L206 249H202ZM202 250H201V251H202ZM221 250L223 251V249H221ZM82 251H83V254L86 255V256L91 252L90 250H87V251H89V252H88V254H85L84 251L87 252V251H86V248H85L84 250H82ZM82 251H81V249H80L79 253L82 254ZM142 251H143V250H142ZM195 251H196V250H195ZM195 251H194V252L192 251V253H193L194 255H195V253H201V252H198V251L195 252ZM204 251H202L203 254H204ZM222 251H221V252H222ZM230 251H231V250H230ZM235 251H236V250H235ZM243 251H242V252H243ZM250 251H251V250H250ZM259 251H260V252H259ZM259 251H258V250L253 251L255 254L252 253V255H258V256L260 257V259H261V257L263 256V254H262L261 250H259ZM97 252H98V251H97ZM103 252H105V251H103ZM190 252H191V251H190ZM207 252H208V250H207ZM226 252H227V251H226ZM233 252H234V250L231 251V253H229V254H228V252L225 254V250H224L222 255L225 254L224 256H226V255H233V256H234V254H235L236 252H234V253H233ZM246 252H247V251H246ZM258 252H259V253H258ZM263 252H264V248H263ZM126 253H127V252H126ZM159 253H160V255H159ZM239 253H241V252H239ZM250 253H251V252H250ZM250 253H249V255H250ZM81 254H80L79 256H80L81 259L83 258L85 262H82V263H80V264H83V263H86V262H87L86 264H89V260H88V259H91V260H92V259H95L94 256H93V254H92V252L88 255V257H82V256H84V255L81 256ZM102 254H103V253H101V255H102ZM104 254H105V253H104ZM104 254H103V255H104ZM127 254H128V253H127ZM130 254H129V255H130ZM141 254H142V255H144V254L146 255V252L144 253V251H143V253H140V255H141ZM185 254L187 255V253H185ZM188 254H189V253H188ZM205 254H208V253H205ZM220 254H221V253H220ZM243 254H244V253H241V255H243ZM97 255H98V254H97ZM123 255H122V256H123ZM129 255H128V256H129ZM142 255H141V256H142ZM145 255H144V256H145ZM149 255H150V253H149ZM149 255H147V256H149ZM165 255H166V254H165ZM165 255H163V256H165ZM170 255H172V254H170ZM170 255H169V258H168L167 255H166V258H168V260H170ZM186 255H185V256H186ZM191 255H192V254H191ZM191 255L186 256V257L189 258V259L187 258L188 260L192 259ZM194 255H192V256H193V260L196 259V257L198 256V254H197V256H194ZM201 255H202V254H201ZM235 255H236V254H235ZM239 255H240V254H239ZM239 255H238V256H239ZM241 255H240L239 257H237V258H233V259H231V260H230V261H231L230 264H231V263L233 264V262H234V264H235L236 261H237L236 264H237V263H238V264H239V263H240V264H243L242 261H244L245 257H243L244 255H243V256H241ZM245 255H246V254H245ZM252 255H251V258H252ZM104 256H106V255H104ZM104 256H100V257H102V258H100V259H102V261H103V257H104ZM122 256H121V257H122ZM124 256H126V254H125ZM128 256H127V257H128ZM136 256H139V255H136ZM136 256H134V259L137 258ZM147 256H146V257H147ZM150 256H152V254H151ZM150 256H149V259L151 258ZM173 256H175V255H172L171 257H173ZM182 256H183V254H182ZM185 256H183V258H184ZM236 256H237V255H236ZM236 256H235V257H236ZM98 257H99V255H98ZM139 257H140V256H139ZM139 257H138V259H141V257H140V258H139ZM142 257H143V256H142ZM186 257H185V258H186ZM199 257H200V258H197V260H198V259H199V260L202 259V262H203V263H200V264H205L204 261L208 260V258H209V256H207V259H206V257H205L204 255L199 256ZM202 257H203V258L205 257V258H204V261H203V258H202ZM256 257H257V256H256ZM256 257H255V258H256ZM123 258H124V257H123ZM147 258H148V257H147ZM147 258L145 259V258L143 257V259H142L143 263H146L147 261H149V259L147 260ZM152 258H153V260H154V263H156L155 261H157V259L155 260L154 257H152ZM152 258L150 259V261L152 260ZM175 258H176V257H175ZM185 258H184V259H185ZM253 258H254V257H253ZM85 259H86L87 261H86ZM125 259H127V258H125ZM213 259H214V258H213ZM213 259H211V257H210V260H211V261H212ZM235 259H236V260H235ZM55 260H56V259H55ZM55 260L53 261V263L51 262V264H56V261H58V260H56V261H55ZM136 260H137V259H136ZM136 260H135V261L133 260V261L135 262V264H137V263H136ZM144 260H146V262H145ZM159 260H160L159 263H160V262H163V263H161V264H164V263L167 264V261H166V260H163L162 258L159 259ZM162 260H163V261H162ZM171 260H172V259H171ZM174 260H175V259H174ZM197 260H196V261H197ZM210 260H208V262H206V264H210V262H209ZM216 260H217V259H216ZM257 260H259V259L257 258ZM257 260H256V259H253V261H256V262H258V263H259V261H260V263H261V261L263 260V257H262L261 260H259V261H257ZM104 261H105V260H104ZM150 261H149V262H150ZM176 261H177V260H176ZM176 261H175V263H176ZM184 261H186V260H183L182 262H184ZM190 261H192V260H190ZM219 261H220V260H219ZM232 261H233V262H232ZM238 261H239V262H238ZM91 262H92V263H90V264H93V263H94V261H91ZM140 262H141V260H140ZM170 262H171V261H170ZM194 262H195V261H194ZM194 262H193V263H194ZM216 262H217V261H215V263H216ZM227 262H228V261H227ZM227 262H226L225 264H229V262H228V263H227ZM262 262H263V261H262ZM57 263H59V261H58ZM60 263H61V262H60ZM95 263H96V262H95ZM126 263H127V261H126ZM128 263H131V261L128 262ZM143 263H140V264H143ZM147 263H148V262H147ZM151 263H153V262H151ZM157 263H158V262H157ZM157 263H156V264H157ZM159 263H158V264H159ZM179 263H180V262H179ZM184 263H185V262H184ZM188 263H189V261H188ZM188 263H187V264H188ZM193 263L191 262V264H193ZM195 263H196V262H195ZM195 263H194V264H195ZM215 263H214V264H215ZM218 263H220V262H218ZM46 264H48V263H46ZM49 264H50V263H49ZM61 264H64V263H61ZM67 264H69V263H67ZM71 264H76V262H75V263L73 262V263H71ZM77 264H79V263H77ZM98 264H99V263H98ZM100 264H102V263H100ZM122 264H124V263H122ZM131 264H132V263H131ZM138 264H139V263H138ZM149 264H150V263H149ZM170 264H171V263H170ZM177 264H178V263H177ZM197 264H198V263H197ZM220 264H221V263H220Z\"/></svg>", "mask_w": 264, "mask_h": 264}]
</instances>
